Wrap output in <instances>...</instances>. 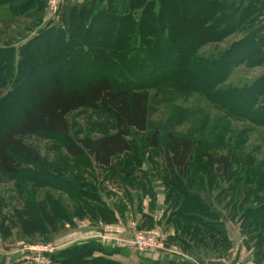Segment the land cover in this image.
Wrapping results in <instances>:
<instances>
[{
  "label": "trees",
  "instance_id": "1",
  "mask_svg": "<svg viewBox=\"0 0 264 264\" xmlns=\"http://www.w3.org/2000/svg\"><path fill=\"white\" fill-rule=\"evenodd\" d=\"M103 1H86L83 5L69 7L64 15L69 22L65 21L63 28L39 31L19 49L18 57L13 47L0 46V89L8 84L11 86V90L0 98V110L7 106L5 116H16L0 122V173L3 176L15 177L20 174L23 164H37L38 154L22 140L31 135L46 134L60 136L63 150L70 159H89L96 168L108 170V178L101 185L117 182L138 187L135 173L139 164L110 167L114 159L131 153L130 133H145L155 108L162 104L153 85L143 82V74L149 76L160 71L158 62L170 63L172 71L163 80L171 81L179 94H199L228 116L264 129V71L242 87H219L237 68L264 69V32L256 23L258 8L263 10L261 3L264 4V0H243L237 6L227 0H107L106 4ZM4 6H11L15 15L30 11L41 15L44 1L0 0V8ZM99 6L101 9H97ZM97 22H102L101 27L94 30ZM234 34L240 37L228 49L217 55L199 54L203 46L220 43ZM33 45H36L34 50L29 51ZM241 47L244 50L235 54ZM36 48L43 57L35 60ZM73 49L77 50L74 54ZM73 55L75 57L71 58ZM65 60L72 61L75 67H86L92 73V79L82 91L67 89L58 76L56 67ZM51 64L55 65L50 75L52 80L48 85L40 86L32 75H43L44 68ZM114 77H121L130 85L113 90L111 79ZM149 88L155 91L153 95L149 94ZM81 109L102 112L112 121L111 133L96 139L73 138L67 117ZM176 125H168L163 161L170 185L177 188L187 177L194 148L190 136L179 134ZM159 138V132L155 131L148 138L147 147L158 149ZM203 158L207 172L222 178L228 176L230 159L227 155L205 153ZM52 179L51 188L61 191L63 196L69 197L73 192L78 195L77 212L83 215L87 210L92 212L88 204L94 203L101 214H110L104 201H100L97 189L87 195L82 189L83 183L70 184L68 178V182L61 185ZM253 180L258 182L259 191L264 188V174L256 179L242 177L243 185ZM198 201L195 212L205 213L198 216V222L208 228L204 218L206 210L209 211V202ZM176 202L173 204L175 222L184 225L181 211L190 214L189 208L183 201L176 199ZM51 206L49 209L40 204L36 217L18 221L22 238L39 235L42 227L54 233L58 217L70 218L57 203ZM253 214L257 215L253 218V227L258 229L256 237L264 243V200ZM216 223L219 227L220 223ZM211 225L216 224L212 222ZM174 241V238L167 239L165 246L171 247ZM244 244L248 247L246 241ZM94 254L105 255L102 246L87 243L55 254L51 260L53 264H119L102 257L95 258ZM116 254H119L118 250L107 256Z\"/></svg>",
  "mask_w": 264,
  "mask_h": 264
},
{
  "label": "rangeland",
  "instance_id": "2",
  "mask_svg": "<svg viewBox=\"0 0 264 264\" xmlns=\"http://www.w3.org/2000/svg\"><path fill=\"white\" fill-rule=\"evenodd\" d=\"M42 1L44 7L41 15H35L32 11L15 15L11 6L0 8V46L13 47L16 57L19 49L39 31L50 27L63 28L65 21L69 22L64 16L66 9L92 0ZM119 1L123 0H116ZM227 1L236 6L243 2ZM103 3L106 4L107 0ZM257 5L260 6V3ZM101 6L97 9H101ZM259 9L256 23L264 32V8L261 11ZM101 24L97 22L94 30H98ZM239 37L234 34L220 43L205 45L199 54L217 55L228 49ZM35 46H31L29 51H33ZM243 50L241 47L235 54ZM76 51L73 49V54ZM27 55L30 56V53L27 52ZM42 57L43 53L36 48L34 59ZM157 65L160 71L149 76L143 74V82L153 85L162 104L155 108L145 133H130L131 153L114 159L110 167L113 169L123 163L139 164L140 168L135 173L139 186L134 188L135 185L117 182L101 185L108 178V170L96 168L89 159L67 157L58 135L35 134L24 138L22 141L38 154L39 161L37 164H23L20 174L15 177H5L0 173V264H22L25 257H41L45 249L54 250L55 255L87 243L102 246L105 255L94 254L93 257H102L119 264H264V243L256 237L258 229L253 227V218L257 217L253 213L262 206L264 188L259 191L258 182L254 180L248 185L242 182V177L256 179L264 174V129L228 116L199 94H179L171 81L163 80L172 71L170 63L158 62ZM54 68L55 65H48L43 75L33 74L32 77L40 86L48 85ZM56 69L62 83L70 90L82 91L93 77L86 67H75L70 60H65ZM263 71V68H237L219 87H242ZM129 85L121 77L111 79L113 90ZM10 90L9 84L0 89V98ZM148 91L150 95L155 93L150 88ZM7 110V106L0 110V122L16 117L5 116L4 111ZM67 122L70 134L77 140L96 139L111 133L112 121L102 112L81 109L71 113ZM170 123L177 124L175 130L179 134L190 136L194 148L187 177L181 182L185 192L180 186L176 188L170 185L164 168V139ZM155 131L159 132L160 147L152 150L147 147V140ZM205 153L229 157L226 178L207 172L203 158ZM152 170L154 173H151ZM51 178L61 185L62 182H68V178L70 184L83 183L82 189L87 195H92L94 188L97 189L100 201H104L110 214H101L94 203L88 204L92 212L87 210L84 215L77 212L76 207L80 202L76 199L78 195L73 192L68 193L69 197L63 196L61 191L51 188ZM176 199L185 202L189 208L190 214L181 211L184 225L175 222L177 218H174L173 204ZM198 199L209 202V211L206 210L204 218L208 228L198 222V216L203 213L201 211L199 215L195 212V207H199L200 203ZM53 203L63 208L70 218L58 217L57 231L54 233L42 227L39 235L30 239L22 238L17 227L18 221L36 217L40 204L50 209ZM192 212L195 214L192 215ZM221 218L223 221L217 227L216 221ZM161 219L164 223H160ZM212 222L216 225H211ZM168 232L173 233L175 245L170 247L171 253H162L160 247H165ZM141 238L145 241L144 247L149 248L139 252L133 244L140 242ZM115 250L119 254L107 256Z\"/></svg>",
  "mask_w": 264,
  "mask_h": 264
},
{
  "label": "built area",
  "instance_id": "3",
  "mask_svg": "<svg viewBox=\"0 0 264 264\" xmlns=\"http://www.w3.org/2000/svg\"><path fill=\"white\" fill-rule=\"evenodd\" d=\"M144 243L145 241H142V238L139 241H136L133 244V247L136 248L139 252L143 251L145 249H148L147 247H144ZM161 252L162 253H168V252H172L170 247H164V245H161L160 247ZM45 253H42L41 257H34V258H30V257H25L24 260L22 261V264H53L52 260H51V256L53 255L54 250H47L45 249L44 251Z\"/></svg>",
  "mask_w": 264,
  "mask_h": 264
},
{
  "label": "crops",
  "instance_id": "4",
  "mask_svg": "<svg viewBox=\"0 0 264 264\" xmlns=\"http://www.w3.org/2000/svg\"><path fill=\"white\" fill-rule=\"evenodd\" d=\"M105 183H108V182H105ZM156 183L159 184L160 182H156ZM131 189H132V188H131ZM133 189H134V188H133ZM164 209H165V208H164ZM160 211H162V210H160ZM157 212H158V211H157ZM222 221H223V219L221 218V220H219L218 223H221ZM160 223H164V220L161 219ZM116 224H117V222H116ZM116 224H115V225H116ZM117 226H118V225H117ZM166 228H167V227H166ZM169 231H170V230H169ZM172 234H173V233L168 232L166 240H167V239L169 240L170 238H174ZM174 245H175V242L172 244L171 247H173Z\"/></svg>",
  "mask_w": 264,
  "mask_h": 264
}]
</instances>
